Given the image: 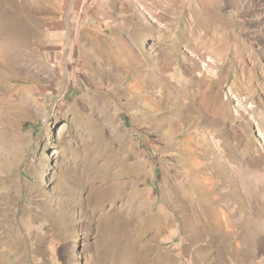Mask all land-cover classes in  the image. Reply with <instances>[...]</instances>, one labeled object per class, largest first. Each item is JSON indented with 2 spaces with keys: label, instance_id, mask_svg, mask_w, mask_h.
I'll return each mask as SVG.
<instances>
[{
  "label": "rangeland",
  "instance_id": "rangeland-1",
  "mask_svg": "<svg viewBox=\"0 0 264 264\" xmlns=\"http://www.w3.org/2000/svg\"><path fill=\"white\" fill-rule=\"evenodd\" d=\"M0 264H264V0H0Z\"/></svg>",
  "mask_w": 264,
  "mask_h": 264
},
{
  "label": "bare ground",
  "instance_id": "bare-ground-1",
  "mask_svg": "<svg viewBox=\"0 0 264 264\" xmlns=\"http://www.w3.org/2000/svg\"><path fill=\"white\" fill-rule=\"evenodd\" d=\"M200 21H201V20H200ZM204 29H205V28H204ZM217 87H218V86H217ZM69 90H70V89H69ZM218 103H220V102H218ZM218 103H217V104H218ZM123 162H125V161H123Z\"/></svg>",
  "mask_w": 264,
  "mask_h": 264
}]
</instances>
